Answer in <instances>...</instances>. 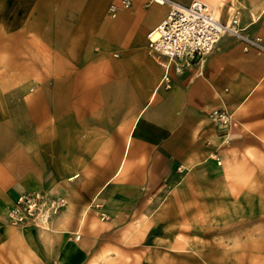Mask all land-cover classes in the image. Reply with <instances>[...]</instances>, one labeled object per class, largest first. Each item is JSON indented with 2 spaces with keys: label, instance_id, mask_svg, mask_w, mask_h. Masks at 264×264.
Instances as JSON below:
<instances>
[{
  "label": "crops",
  "instance_id": "crops-1",
  "mask_svg": "<svg viewBox=\"0 0 264 264\" xmlns=\"http://www.w3.org/2000/svg\"><path fill=\"white\" fill-rule=\"evenodd\" d=\"M174 1L264 38V0ZM116 2L0 0V264H264V53L167 69L168 6ZM26 193L64 200L46 228L9 220Z\"/></svg>",
  "mask_w": 264,
  "mask_h": 264
},
{
  "label": "built area",
  "instance_id": "built-area-1",
  "mask_svg": "<svg viewBox=\"0 0 264 264\" xmlns=\"http://www.w3.org/2000/svg\"><path fill=\"white\" fill-rule=\"evenodd\" d=\"M167 5L169 10L165 18L148 33V50L163 58L168 69L172 65L176 70L189 68L202 63L214 49L218 40L230 36L243 43V49H254L264 53V38H248L238 28V19L234 15L229 21L221 22L212 9L205 3L193 1L183 6L174 0H147ZM133 0H117L108 8L111 17L120 10L130 9ZM167 81V74L164 76ZM210 117L222 124L230 123V115L224 111H214ZM63 199L47 200L39 193H26L18 197L8 218L14 225L32 224L45 226L64 205Z\"/></svg>",
  "mask_w": 264,
  "mask_h": 264
},
{
  "label": "rangeland",
  "instance_id": "rangeland-1",
  "mask_svg": "<svg viewBox=\"0 0 264 264\" xmlns=\"http://www.w3.org/2000/svg\"><path fill=\"white\" fill-rule=\"evenodd\" d=\"M46 226H47V225L42 226V227L39 226V228L44 229V228H46ZM258 236L260 237L261 247L250 248V251H251V252H256V251L259 250V252L261 253V257H260V258H264V232H261V233H255V241H259V240L257 239ZM253 250H255V251H253ZM260 264H263V263H260Z\"/></svg>",
  "mask_w": 264,
  "mask_h": 264
}]
</instances>
